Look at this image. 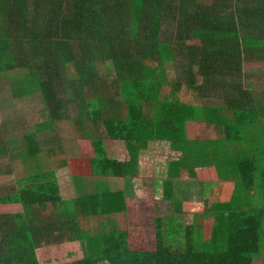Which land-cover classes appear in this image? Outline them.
Returning a JSON list of instances; mask_svg holds the SVG:
<instances>
[{
  "label": "trees",
  "instance_id": "obj_1",
  "mask_svg": "<svg viewBox=\"0 0 264 264\" xmlns=\"http://www.w3.org/2000/svg\"><path fill=\"white\" fill-rule=\"evenodd\" d=\"M247 60L264 61V0H0V76L22 70L12 94H39L48 112L17 140L0 135V158L16 142L32 159L0 189V206L22 210L0 214V264H39L40 247L64 241L85 247L64 264H264V166L239 145L242 133L264 139V92L245 88ZM98 64H111L114 78L102 77ZM71 106L85 144L79 158L63 157L54 131ZM43 131L51 133L44 150ZM104 139L121 142L127 159L108 157ZM154 144L173 156L161 181L173 213L151 217L126 197ZM39 159L40 168H68L74 196L61 198L54 169H40ZM199 168L220 183L234 179L232 196L203 180L198 202L176 200L175 182L195 181ZM94 177L124 179L128 189L88 190ZM239 187L244 202L234 204ZM81 219L93 233L67 236Z\"/></svg>",
  "mask_w": 264,
  "mask_h": 264
},
{
  "label": "rangeland",
  "instance_id": "obj_2",
  "mask_svg": "<svg viewBox=\"0 0 264 264\" xmlns=\"http://www.w3.org/2000/svg\"><path fill=\"white\" fill-rule=\"evenodd\" d=\"M99 74L102 77H106L107 79L114 78V71L111 64L99 65ZM245 72L252 74L255 77H252L249 81V86H254L257 84V88L264 89V81L261 78H258L259 74H263L264 76V63H256L253 66H245ZM256 70V72H255ZM67 71L69 75H74L73 67H68ZM24 74L22 70L14 71V73H10L7 76H0V124L5 123L4 126H0V135H5L8 139L17 140L23 135L31 132L34 126L40 122H45L48 120V112L45 107L44 101L40 97L39 94L34 95H26L22 97L13 96V88L12 85ZM253 82V83H252ZM255 83V84H254ZM259 86H262L259 87ZM15 91V90H14ZM185 95V94H183ZM68 120H64L63 122L58 123L54 131L58 134V139L64 144L65 155L63 157L66 158H79L84 155V142L82 145V141H77L79 138V134L76 133L74 129V121L78 118V111L75 109V106H71L69 109ZM51 136V133L41 132L39 134V141L42 145V150L46 149L44 145L47 137ZM103 138H105L103 136ZM254 135L250 133H242V138L239 139L240 151L245 153H253L256 157L257 163H259V167L264 166V155L262 152L264 151V139L261 141H257L253 143ZM82 145V149H81ZM103 145L107 150L108 157L115 160H122L127 156V150L121 142L118 141H110L108 139L103 140ZM158 145V146H157ZM154 144L150 147V153L147 159L142 161L141 173L139 176L132 180V188H133V197H126V201L131 205L132 209L139 210L142 213H146L151 217L162 214H172L173 206L172 202H166L162 200V192H161V181L165 178L166 175V166L168 160L173 158L171 154L168 155L166 151L167 144ZM8 146V151L5 157L0 158V189L7 188L11 185L15 184L14 174L16 172H20L26 166L31 165L32 159L30 161H26L23 158L24 150L20 145L16 142H9L6 144ZM162 150L161 152L158 151ZM158 151V152H157ZM19 159V160H18ZM9 162L10 173L5 175L1 173L3 169L6 167L5 164ZM38 167L40 168V159L38 161ZM44 167V168H43ZM42 170H53L56 173V180L60 189L61 198H71L75 195L74 187L72 188L71 184V175L69 173L68 168L59 169L55 167L53 164L48 166H43ZM198 176L195 181H189L186 176L182 177L180 181L175 182V186L173 188L174 198L176 200H189L188 202H195L192 200H197L199 194L196 195V188L198 182H202L203 180L207 181H215L218 184V188L221 187V194L232 196V192L236 185L233 181L234 179L222 180L220 183V179L217 178L214 171L201 172L198 171ZM185 182L187 184L185 185ZM103 184L108 191H125L128 189V185L126 181L121 178H113V177H94L86 180V188L88 190L93 191L97 189V184ZM233 183V184H231ZM233 186V187H232ZM186 189L185 197H182L179 194V190ZM237 193L235 194L236 198H234V204L238 202V204H242L244 202V198L237 197L241 195L244 191L241 187L237 188ZM196 196V198H195ZM228 199V197L225 196ZM47 216L53 214V211L50 206H48ZM60 209V210H59ZM57 213H62L63 209L59 206ZM21 208L18 204H13L11 206H0V214H12L21 212ZM50 217V216H49ZM52 217V216H51ZM108 218H103V220H107ZM81 219L77 222L79 225H72L71 231H68L67 236L69 237H78L79 234L86 236H90L92 232L93 223L91 221H87V219ZM89 220V219H88ZM151 223L153 222V218H150ZM191 222V219H188ZM110 224L108 221L106 225L101 222V228L105 229V232H109ZM264 230V228H263ZM79 232V233H78ZM262 238L260 242V253L264 254V231L262 232ZM100 234V233H99ZM60 237V236H59ZM66 238V236H65ZM98 246L96 240L94 241L93 247ZM41 250L38 252V262L39 264H64L69 261H73L79 259L81 257L80 251H84L85 247H81L79 241H64L62 246L54 247L51 250L47 248H39ZM257 260V259H256ZM254 264H263L262 262L258 263L257 261Z\"/></svg>",
  "mask_w": 264,
  "mask_h": 264
},
{
  "label": "crops",
  "instance_id": "obj_3",
  "mask_svg": "<svg viewBox=\"0 0 264 264\" xmlns=\"http://www.w3.org/2000/svg\"><path fill=\"white\" fill-rule=\"evenodd\" d=\"M256 63H264V61H256V60H247V61H245V62H243V65H242V72H243V74H244V77H245V79H244V86H245V88L246 89H248V90H250V91H254V92H260V93H262V92H264V89H258L257 88V84H255L254 86H249V81L248 80H251L252 79V77H255V76H253L252 74H249V73H246L245 72V66H249V65H251V66H253V64H256ZM255 72H256V70H255ZM258 78H261L263 81H264V76H263V74H259V76H258ZM253 83V82H252ZM259 87H261L262 88V86H259ZM14 93V92H13ZM14 96V95H13ZM79 142V141H78ZM63 144V143H62ZM64 145V144H63ZM125 159H127V156H126V158H124V159H122V160H125ZM63 169V168H62ZM199 171H201V172H205V171H211V169H208V168H199L198 169ZM192 201H195V202H198L197 200H192Z\"/></svg>",
  "mask_w": 264,
  "mask_h": 264
}]
</instances>
